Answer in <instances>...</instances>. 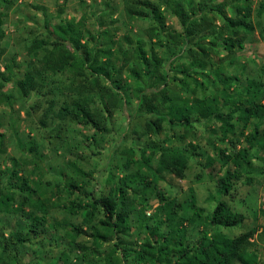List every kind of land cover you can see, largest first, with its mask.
<instances>
[{
    "label": "trees",
    "instance_id": "1",
    "mask_svg": "<svg viewBox=\"0 0 264 264\" xmlns=\"http://www.w3.org/2000/svg\"><path fill=\"white\" fill-rule=\"evenodd\" d=\"M262 8H256L257 16ZM123 12L129 22L149 21L147 41L124 37V46L115 48L107 30L93 35L83 21L60 18L44 38L30 44L24 66L13 57L3 64L0 88L11 83L22 98L32 92L40 95L38 107L45 114L38 123L46 126L43 118H50L55 128L52 138L64 141L67 137L60 135L64 127L59 123L64 120L88 126L95 135L108 132L105 114L125 110L135 100L130 117L144 120L142 136L148 140L139 156L133 148L124 151V176L116 179L110 175L111 186L104 195L86 192L91 173L84 172L75 160L67 162L59 174L61 182L54 184L53 196L57 198L62 191L68 196L78 192L62 206L69 215L81 217L78 225L50 223V210L59 205L42 198L38 187L21 174L16 160L10 159L0 170V212L17 216L22 223L6 234L0 229V264H37L24 259L23 249L34 244L42 249L58 248L56 236L45 237L51 229L64 230L62 250L52 257L53 264H259L256 228L234 236L222 231L240 227L245 221V216L231 207L230 199L237 183L252 180L253 152H261L264 160V102L256 101L264 93V66L260 76L247 80L243 88L238 87L240 76L229 71L254 31L252 0H123ZM166 15L176 19L178 30L167 26ZM3 38L0 29V41ZM157 47L164 49L167 62ZM172 49L185 53L188 61L174 65L171 58L177 54ZM4 51L0 45V63ZM67 72L70 80L61 82L58 77ZM189 85L200 95L184 98L177 94L176 87L185 90ZM209 86L214 88L212 94L207 93ZM0 96L7 102L12 99L3 92ZM202 122L217 123L211 134L229 142V147L218 148L215 158L204 163L221 195L208 213L198 205L191 186L183 203L169 199L157 187L164 173L176 179L185 177L188 151L152 140L167 126L170 134L165 142L183 143L193 125ZM175 127L183 133L175 134ZM85 142L87 147L100 148L95 137ZM46 144L50 150L53 142L46 140ZM25 152L34 168L47 159L33 139L25 144ZM154 159L155 168L151 166ZM196 181L201 182V176ZM148 191L157 200L156 212L150 216L136 205ZM80 236H85L86 242H78Z\"/></svg>",
    "mask_w": 264,
    "mask_h": 264
},
{
    "label": "rangeland",
    "instance_id": "2",
    "mask_svg": "<svg viewBox=\"0 0 264 264\" xmlns=\"http://www.w3.org/2000/svg\"><path fill=\"white\" fill-rule=\"evenodd\" d=\"M252 3L254 31L247 37L244 49L238 53L236 64L229 67V71L233 75L240 76V86L238 85L240 88L244 87L247 80H256L260 76L261 67L264 66V0H252ZM259 5H262L263 8L261 15L257 16L256 8ZM60 18L83 21L84 28L93 35L100 30H107L115 48L120 45L124 46V37L130 38L132 41L137 39L147 41L146 28L151 25L148 20L144 19L129 22L124 16L123 0H0V29L4 32V38L0 41V45L5 50L2 63H0V71H4L3 64L11 57L20 66H24V62L28 59L27 48L35 39L44 38L50 26L57 23ZM166 24L169 28L179 29L176 19L170 15H166ZM156 50L167 62L168 56L164 53V49L157 47ZM69 51L72 52L71 49ZM172 51L177 54L171 58L174 60V65L188 61L185 53H179L175 49ZM166 62L164 63L167 64ZM240 72L243 74L242 76ZM170 76L172 78L174 73L171 72ZM67 78L69 80L71 78L68 72L62 77H58L61 82H66ZM177 78H182V75H177ZM192 88L193 85H189L185 86V90H180L179 87H176L175 90L184 98L199 96L200 92L193 93ZM0 92L12 97L7 102L0 96V134H2L0 170H3L10 159H15L21 174L25 173L30 181L38 187L42 198L57 202L59 207L50 210L48 216L50 223L56 221L78 225L81 222L79 215H69L67 210L62 207L74 200L78 192L73 196H68L62 191L57 198L53 196L54 184L61 182L59 174L61 171L64 172L67 162L75 160L84 172L91 173L88 178L89 185L85 187L86 192L93 191L96 195H104L107 194L111 186V182H108L110 175L116 179L124 176V171H122L124 151L133 148L139 156L140 148L144 147L148 140L147 136H142L141 125L144 120L130 117L133 114L135 100H132L125 110L118 108L110 116L105 114V127L108 130L105 133L97 132L95 135V131L88 126L73 125L64 120L59 123V126L64 127L60 135L62 138L64 135L67 137L61 141L52 138L55 128H53L49 117L43 118L46 126L38 123L45 114L42 107H38L42 100L40 95L32 92L28 98H22L11 83L4 84L3 88H0ZM213 92L214 88L209 86L207 93L212 94ZM93 100L97 102L99 98L95 97ZM256 101L263 103L264 93L258 96ZM211 128L216 129L217 123L194 124L190 136L183 143L174 141L169 144L165 142L166 136L170 134L167 126H164L163 133L152 138L163 146L172 145L174 148L180 150L185 148L188 151L185 177L176 179L172 175L164 173V180H160L157 187L169 199H176L177 202L183 203L188 199V187L191 186L195 191L198 205L205 209V213L210 212L216 202L221 199L217 186L210 179L208 170L204 166L205 160L214 159L218 148L229 147V142H221L211 134ZM174 133L182 134L183 130L175 127ZM92 137H95L100 146L98 150L93 146L83 145L87 138ZM30 139L37 142L39 150L47 156L44 164L37 168H34V161L25 152V144ZM45 139L53 142L50 150ZM231 140L236 141V138L231 137ZM187 145L188 147H186ZM238 146L240 145H237V148ZM253 154L252 162L255 170L250 175L252 176L251 182L246 183L243 179L241 183H237L234 196L230 199L232 200L231 207L242 213L246 219L240 227L222 231L229 236H234L249 228H256L254 241L259 252V264H264V160L261 152L256 150ZM151 166L157 167L155 159L152 160ZM198 175L201 176L199 183L196 181ZM80 199L84 200L83 196ZM136 205L145 210L146 216H150L156 212L157 200L152 192L148 191L136 200ZM18 222L22 223V219L0 212V229L5 234L9 230H15ZM136 233L137 231L133 229V234ZM62 235H64V230L53 231L51 229L45 237L56 236L59 247L56 248L55 245H52L42 249L38 244L24 247V259L37 264H53L52 257L57 256L58 250H62L60 244L63 240ZM86 240L85 236H80L77 239L78 242H86ZM51 244L55 243L51 242ZM73 253L75 252H70V256H73Z\"/></svg>",
    "mask_w": 264,
    "mask_h": 264
}]
</instances>
